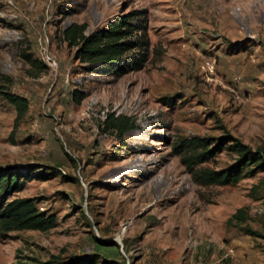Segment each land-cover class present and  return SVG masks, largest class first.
Segmentation results:
<instances>
[{
    "label": "rangeland",
    "instance_id": "obj_1",
    "mask_svg": "<svg viewBox=\"0 0 264 264\" xmlns=\"http://www.w3.org/2000/svg\"><path fill=\"white\" fill-rule=\"evenodd\" d=\"M132 11L147 19L141 69L75 58L66 27L89 34ZM0 73V167L28 177L14 197L58 221L0 235V264H264V169L202 184L181 146L231 134L264 149V0H0ZM1 91L28 99L18 124ZM110 113L136 127L120 136ZM237 157L225 147L195 169Z\"/></svg>",
    "mask_w": 264,
    "mask_h": 264
},
{
    "label": "trees",
    "instance_id": "obj_2",
    "mask_svg": "<svg viewBox=\"0 0 264 264\" xmlns=\"http://www.w3.org/2000/svg\"><path fill=\"white\" fill-rule=\"evenodd\" d=\"M86 22H73L63 31L64 39L70 46L76 47L75 58L82 63H103L117 74L139 70L147 61L150 50V39L147 32V19L141 12L132 11L118 15L110 21L106 28L86 33ZM3 75L0 73V79ZM1 89V86H0ZM5 98L15 106L16 124L25 116L29 101L26 97L6 91ZM76 94V93H75ZM82 96L76 97L77 102ZM120 136L136 127V122L128 116L115 117L108 114L106 121ZM212 142L194 137L182 142L183 162L196 180L202 184H230L238 182L247 169L254 172L264 169V149L254 151L239 138L226 134L210 147ZM229 144V145H228ZM228 147L237 153V161L230 167L220 170L195 169L203 162L211 160L222 149ZM254 165L255 168L249 169ZM27 176L19 171L0 167V235L6 236L15 230L49 231L57 226V216L42 211L34 197H14L21 190ZM233 218L246 221L245 209H239ZM249 232L251 229L248 228ZM58 255L48 260L33 259L31 262L19 264H57ZM63 264H98L94 257L86 255L72 256ZM102 264H127L126 260H105Z\"/></svg>",
    "mask_w": 264,
    "mask_h": 264
},
{
    "label": "built area",
    "instance_id": "obj_3",
    "mask_svg": "<svg viewBox=\"0 0 264 264\" xmlns=\"http://www.w3.org/2000/svg\"><path fill=\"white\" fill-rule=\"evenodd\" d=\"M62 171H63V172H65V170H64V169H62Z\"/></svg>",
    "mask_w": 264,
    "mask_h": 264
}]
</instances>
